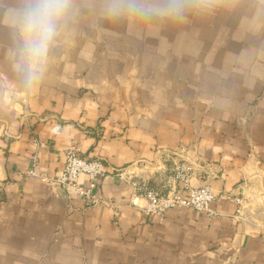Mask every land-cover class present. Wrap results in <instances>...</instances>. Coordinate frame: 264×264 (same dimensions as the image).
I'll use <instances>...</instances> for the list:
<instances>
[{
    "label": "crops",
    "instance_id": "1",
    "mask_svg": "<svg viewBox=\"0 0 264 264\" xmlns=\"http://www.w3.org/2000/svg\"><path fill=\"white\" fill-rule=\"evenodd\" d=\"M16 6L0 0V264H264V0H203L181 19L79 0L32 81ZM71 146L105 164L113 206L28 174L37 156L56 178ZM177 164L211 185L217 216L127 206L128 176L164 188Z\"/></svg>",
    "mask_w": 264,
    "mask_h": 264
},
{
    "label": "built area",
    "instance_id": "2",
    "mask_svg": "<svg viewBox=\"0 0 264 264\" xmlns=\"http://www.w3.org/2000/svg\"><path fill=\"white\" fill-rule=\"evenodd\" d=\"M32 159V168L28 171L30 176L52 184L58 183L69 197L78 195L96 205L113 206L110 201L98 195L99 181L108 173L101 160L82 157L78 150L71 146L65 150L63 170L56 178H50L39 170L37 156ZM191 173V169L185 164H177L164 188H156L151 186L148 180H137L135 176H128L126 179L133 189V195L127 206L141 210L148 216H158L162 220L172 209H193L209 217L217 216L218 212L213 207L215 197L211 185H194ZM82 176H86L87 184L80 182ZM235 200L238 205L235 216L245 220L249 201L243 197Z\"/></svg>",
    "mask_w": 264,
    "mask_h": 264
},
{
    "label": "clouds",
    "instance_id": "3",
    "mask_svg": "<svg viewBox=\"0 0 264 264\" xmlns=\"http://www.w3.org/2000/svg\"><path fill=\"white\" fill-rule=\"evenodd\" d=\"M202 6L203 0H104L105 12L115 18L181 19ZM78 10L79 0H17L10 10L21 69L29 81L36 79L60 30Z\"/></svg>",
    "mask_w": 264,
    "mask_h": 264
}]
</instances>
